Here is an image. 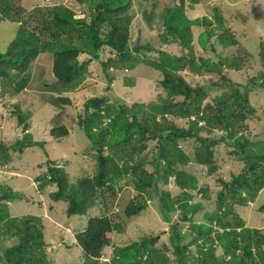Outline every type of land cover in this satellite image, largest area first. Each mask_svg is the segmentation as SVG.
<instances>
[{"label":"trees","instance_id":"16d2710c","mask_svg":"<svg viewBox=\"0 0 264 264\" xmlns=\"http://www.w3.org/2000/svg\"><path fill=\"white\" fill-rule=\"evenodd\" d=\"M76 1L86 8L84 18H77V13L66 5L37 6L27 12L20 6L16 8L13 0H0V24L10 19L18 28L16 37L0 50V81L4 92L19 95L29 88L33 63L42 54H49L53 58L52 72L57 82L54 86L61 84L63 87L59 86L65 91L71 92L81 86L90 75L91 61H99L109 86L119 76L114 70L115 73L133 70L140 64L157 70L164 77L161 87L166 96H160L159 102L136 103L131 107L112 102L108 95L87 100L86 114L79 120V126L97 151L96 172L70 185L65 170L49 159V175L39 176L36 181L41 189L58 188L50 197L54 202L68 204L69 217L88 216L97 199L107 206L102 197L106 192L114 193L122 180L134 185L137 192L125 208L128 219L141 216L148 207L147 198L153 197L159 201L158 207L170 224L175 214L180 217L170 226L169 245L167 242L160 244L159 236L144 237L117 247L111 263H100L102 249L111 245L114 234L125 228L107 214L89 217L85 229L76 236L86 263L170 264L171 255L177 264H264V228L249 227L237 213L239 207L249 206L264 190V141L254 140L248 132L247 122L256 113L249 99L252 87L245 86L242 90L222 73L223 67L242 69L237 57L230 60L219 55L217 62L210 59L197 62L192 27L196 24L207 27L203 33L206 36L201 35L198 41L203 48L210 43L213 51L220 46L227 50L239 45L238 36L230 29L225 30L224 20L218 16L222 34H217L218 28H212L211 20L192 21L186 16L183 5H175L163 12L159 56L145 58L131 47L134 0ZM203 37H207L206 41ZM176 44L182 47V56L162 50L164 46ZM148 49L152 51L151 47ZM107 50L111 55L104 60ZM81 56L86 58L81 61ZM243 58L246 59V55ZM187 69L197 74L202 71L221 73L230 90L216 98L213 104L204 105L212 87L193 86L181 75ZM125 79L127 86H135V79ZM252 81L253 85L259 80L253 78ZM212 85L217 87L219 83L212 82ZM43 86L48 88L52 84ZM103 90L109 92L107 87ZM46 100L45 103L60 108L70 103L66 97L50 96ZM18 110L12 115L28 130L32 115ZM169 117L187 120L188 128L178 126ZM62 119L61 115L57 116L56 126L51 131L57 142L70 134L60 124ZM33 138L27 133L11 145L0 143V170L13 164V154L22 155L38 145L44 148L45 142L40 144ZM149 142L154 145L151 160H134L135 156H142ZM190 142L192 149L187 151L182 144ZM221 144L232 148L231 153L244 167L229 181L218 180L223 188L216 207L204 214L202 222H197L194 218L205 204H193V192L199 190L203 201L208 202L210 188L206 184L199 187L198 176L190 173L187 167L195 164L206 169L208 175L216 174L220 169L216 149ZM147 166H151L152 171ZM129 175H133L132 181ZM172 177L180 189L175 196L159 188L160 182L169 184ZM23 198L21 192L0 184V237L2 242L17 240L13 246L0 247V264H54L48 256L41 220L36 216L13 217L10 213V204ZM261 209L264 212V206Z\"/></svg>","mask_w":264,"mask_h":264},{"label":"rangeland","instance_id":"374dc122","mask_svg":"<svg viewBox=\"0 0 264 264\" xmlns=\"http://www.w3.org/2000/svg\"><path fill=\"white\" fill-rule=\"evenodd\" d=\"M196 1L195 3L193 0L186 2V16L190 20H211L212 28L216 29L219 25L218 16L224 20L225 30L230 29L232 33L238 36L239 40V45L232 47V49L225 50L220 46L217 47L216 51H213L210 43L207 44V48H203L199 45L198 39L201 35H205L203 33L206 32L207 27L199 26L200 24L194 25L192 27L194 32L193 44L197 62H200L198 60L201 59L217 62L219 55L229 57L230 60L237 57L238 62L242 64V69L223 67L222 73L242 87V90L245 89V86L253 88H250L249 99L256 113L247 122L248 132L251 133L254 140L264 141V78H262V74H264V49H261V45L264 43V0ZM13 3L16 8L20 6L27 12L32 11L37 6L54 5L68 6L77 13V18H84L86 12V8L77 3L76 0H13ZM152 3V0H134L131 10V13L135 15L134 20L137 14L139 18L142 11ZM133 22L132 32L135 43L140 38V28L137 25L139 23L134 24ZM17 30L15 23H12L10 19L0 24V50L6 48L16 37ZM217 31V34H222L219 28ZM202 39L206 41L207 37ZM159 49L160 47L156 50ZM162 50L173 55L182 56L183 54V49L179 44L164 46ZM107 51L110 52V50ZM142 52L145 58H157L159 56L151 50H143ZM244 55H246V59L243 58ZM103 58L107 60L109 57L105 53ZM80 60H84L82 56ZM52 67L53 58L51 55L42 54L38 57L30 69L32 79L30 87L19 95L4 92L5 88L0 81V143L11 145L16 140L22 139L27 133H31L36 142L40 144L45 142L44 148L38 145L27 149L22 155L13 154V164L0 170V184L9 186L24 195L22 200L10 204L11 215L13 217L36 216L41 220L48 256L54 264H87L76 236L85 229L89 217L104 214L109 215L115 223L124 226L125 229L114 234L111 245L103 247L100 263H111L117 247L144 237L159 236L160 244L168 243L170 226L176 224L180 217L175 214L170 224L169 219L163 216L158 207L159 201L153 197V199L147 198L148 207L141 216L128 219L124 211L129 202L137 195V192L133 187L134 185H128L126 180L119 183L114 193L106 192L102 197L106 199L107 206H104L101 200L97 199L95 207L89 210L88 216L73 217L67 215V203L63 201L54 202L51 199L50 193L58 189L56 186H47L41 189L39 182L36 181L39 176L49 175V159L58 162L56 167L65 170L69 176L70 185L77 184L81 179L92 177L98 167L97 151L94 150L79 126V120L84 118L86 114L85 103L87 100L108 95L112 102L125 104L128 107L136 103L149 105L159 102L160 96H166L161 87V81L164 78L162 73L140 64L133 71L116 72L119 76L109 86V79L104 77L101 63L91 61L88 79L76 90L68 92L61 89V84L54 86L56 79L53 76ZM181 75L193 86L202 84L212 87L204 105L213 104L216 98L230 90V87L226 86L221 78V73L202 71L201 74H197L187 69ZM125 78L135 79V86H127L124 83ZM253 78H258L259 81L252 85L254 83ZM212 82H218L219 86L213 87ZM47 83L52 84V87L43 86ZM222 84L224 87L221 86ZM104 87H107L109 92L105 93ZM43 96L47 97L44 98ZM50 96H54V98L66 97L70 103L62 106V108L54 107L47 102L45 103V100L49 99ZM18 108L23 113L30 112L32 115V119L28 121V130L20 126L17 117L12 115L19 112ZM58 115L63 118L60 124L70 131L69 136L61 142H57L51 136V131L56 126L54 120ZM169 119L178 126L188 128L187 120L171 117ZM202 134L205 135V132ZM182 145H184L183 148L190 151L193 144L190 142ZM153 148V143L149 142L147 150L141 157L135 156L134 160H151ZM231 152L232 148L230 149L225 144L217 147L216 159L220 169L214 175H208L206 169L195 164L187 167L189 172L198 176L199 187L206 184L210 188V201L208 202L203 201L202 195H199V190L193 192L195 198L191 202L193 204L198 202L205 204L195 216V221L202 222L204 214L215 209L218 194L223 188L219 181H229L233 174L238 175L243 169L244 164ZM105 155H108L107 151ZM147 169L152 171L153 168L147 166ZM128 178L129 181L134 179L133 175H129ZM159 188L171 192L174 196L180 192V189L175 185L174 177L170 178L169 184L160 182ZM263 206L264 190L252 204L245 208L239 207L237 213L248 222L249 227L263 229L264 212L261 211ZM16 243L17 240L15 239L2 242L0 237V247L2 248L13 246ZM0 253H2L1 248ZM170 259L172 261L170 264H177L171 255Z\"/></svg>","mask_w":264,"mask_h":264},{"label":"crops","instance_id":"0c3cea01","mask_svg":"<svg viewBox=\"0 0 264 264\" xmlns=\"http://www.w3.org/2000/svg\"><path fill=\"white\" fill-rule=\"evenodd\" d=\"M186 2L187 0H156L142 11L139 18L137 14L133 23H139L137 25L140 28V38L135 43L133 41V28L131 27V47L134 52L143 56L142 51L149 50L148 47H151L152 51L159 55V50L156 49L159 47V35L163 31L164 9L167 7H174L175 5H183L186 8ZM110 54L109 51L106 52V55ZM82 57L83 59L86 58V56Z\"/></svg>","mask_w":264,"mask_h":264},{"label":"clouds","instance_id":"9594fccd","mask_svg":"<svg viewBox=\"0 0 264 264\" xmlns=\"http://www.w3.org/2000/svg\"><path fill=\"white\" fill-rule=\"evenodd\" d=\"M110 53H111V52H110ZM110 55H111V54H110ZM110 55H107V56H110ZM94 62H95V61H94ZM111 70H113V69H111ZM133 70H134V69H133ZM133 70H132V71H133ZM126 71H129V70H126ZM114 74H116V73H115V70H114ZM261 192H262V191H261ZM257 198H258V197H257ZM251 204H252V203H251Z\"/></svg>","mask_w":264,"mask_h":264},{"label":"bare ground","instance_id":"6f19581e","mask_svg":"<svg viewBox=\"0 0 264 264\" xmlns=\"http://www.w3.org/2000/svg\"><path fill=\"white\" fill-rule=\"evenodd\" d=\"M224 136V135H223ZM239 149V148H238ZM5 173V172H4ZM191 173V172H190ZM191 175V174H190ZM193 198V197H192ZM160 258H162V257H160Z\"/></svg>","mask_w":264,"mask_h":264}]
</instances>
